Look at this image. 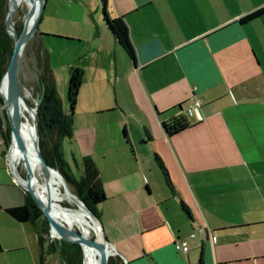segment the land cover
<instances>
[{
	"label": "crops",
	"instance_id": "obj_1",
	"mask_svg": "<svg viewBox=\"0 0 264 264\" xmlns=\"http://www.w3.org/2000/svg\"><path fill=\"white\" fill-rule=\"evenodd\" d=\"M90 1L99 13V1ZM66 4L47 0L42 23L49 22L45 33L76 41L73 30L53 28L56 9ZM106 5L112 20L125 21L136 49L158 39L165 50L135 66L101 17L88 64L76 66L84 76L72 135L88 129L94 140L88 157L107 196L98 206L107 239L127 264H264V16L240 22L264 0ZM66 83H56L65 111ZM193 98L202 102L204 121L168 135L164 124ZM3 123L0 111V139ZM5 151L0 147V264H49L55 255L47 244L42 251L37 224L7 212L29 198ZM180 239L189 242L188 254Z\"/></svg>",
	"mask_w": 264,
	"mask_h": 264
},
{
	"label": "trees",
	"instance_id": "obj_2",
	"mask_svg": "<svg viewBox=\"0 0 264 264\" xmlns=\"http://www.w3.org/2000/svg\"><path fill=\"white\" fill-rule=\"evenodd\" d=\"M101 4L103 8V22L110 30L114 39L123 48L129 60L135 66H137V49L132 42L127 24L122 18L112 20L109 17V14L106 10L107 0H101ZM8 6L9 0H0V83L2 81L3 76L7 72L12 51L14 48V39L8 33L6 27ZM263 16L264 7L242 18L240 22L242 24L250 23L255 20H258ZM14 22L17 33L21 35L24 30V22H20L16 19ZM43 37L44 35H39L38 33V35L35 37L37 39V44L36 48L34 49L37 74L39 79L38 90L40 94L42 93V84L45 83L46 85V97L42 105L38 108L40 149L47 164L53 168H58L67 176L69 185L73 188L75 195L79 197V199H84L85 201H87L89 206L95 211L96 215L100 218L98 206L107 201V196L103 188L99 169L91 158H84L81 167V176L79 181H77L70 175V171L64 162L62 153L63 140L67 137H72L73 114L78 104L80 90L83 85L84 71L82 68L79 67L70 68V79L67 97L68 112H66L63 109V105L56 91V80L50 65V60L46 55ZM34 40L27 45L23 56L26 57L28 55L31 47L34 48ZM1 105L2 98L0 97V108ZM3 119L4 123L2 124V134L4 139L6 140L7 145H10L11 129L6 119L4 117ZM189 127H191V125L183 115L173 120L170 124H164L166 132L168 133V135L171 136L188 129ZM6 154L7 152L5 151L4 155ZM156 160L160 164L164 172L168 185L173 188L168 172L163 166V163L158 157ZM62 192L63 190L60 187L58 193L61 194ZM27 196L29 198V202L26 206L9 209L7 212L14 219L21 223L30 222L37 224L39 232V241L41 249L43 251L44 245L47 243L46 236L49 235L50 227L44 216V213L38 208V206L36 205L34 200L29 196L28 193ZM64 203L65 202H62L61 204L64 207H68L65 206ZM184 207L185 206H183V208ZM65 240L68 245H66L65 248L64 259L69 264H83V260L80 255V250L82 251V248L79 243L72 238H68ZM56 243H58L57 240ZM69 245H72L79 250L76 257H73V254L70 253L71 247ZM47 246V253L49 255H56L55 253H57V250L55 251L53 249L54 245L51 244ZM109 264H125V262L119 256H116L110 258Z\"/></svg>",
	"mask_w": 264,
	"mask_h": 264
},
{
	"label": "rangeland",
	"instance_id": "obj_3",
	"mask_svg": "<svg viewBox=\"0 0 264 264\" xmlns=\"http://www.w3.org/2000/svg\"><path fill=\"white\" fill-rule=\"evenodd\" d=\"M55 1L57 0H52V2ZM64 1L67 4L59 9H56L55 11L57 17L53 21L54 23L53 28H57V29L63 28L66 30H73L74 31L73 33H75L77 36L75 37L76 41H73L72 38L70 37H64L65 39H61L58 37V35L45 33V30L49 22L47 24L41 23L40 30L38 33L39 35L40 34L45 35L44 40H46V42L49 45L48 47L46 46L45 48L46 55L50 60V65L53 70L54 76L56 78L55 79L56 83L58 82V80L60 81V83L63 82V80L64 83L65 80L67 82L66 83L67 87L66 89H64L65 90L64 100L66 102L65 108L66 111L68 112L67 97H68V86L70 79V68L76 66H81L83 68V66L88 64L87 51L89 50L91 30L93 31L96 29V23L98 22V19H101V17H103V12H102L103 8L100 0H98L101 5V11L99 13H96L94 7H92L91 9L89 8L90 5L88 4L91 3L90 0H86L87 6L85 5L84 8H76L72 6L71 3L68 2V0H64ZM28 12L29 11L27 5L22 3V5L15 11L13 20L15 21L16 19L20 22L25 23ZM35 37L31 40L33 41L35 39L33 45L34 48L31 47L28 55L26 57L23 56L22 58L20 74H19V80L23 90L24 97L27 100V102L34 107L36 106L37 103L36 97L40 95V92L38 90L39 79H38L35 54H34V49L36 48V44H37V39ZM7 89H8V83H7ZM0 97L2 98V105L0 111L3 117L8 122L7 113L4 108V100L1 94ZM87 117H88L87 115L84 116V120L88 123ZM75 134H76L75 136L72 135V137L66 138L65 145L62 148V153H63L64 162L67 168L70 170V175L72 173L75 177V180L79 181L81 176V167L83 160L84 158H87L95 150V147L93 143L94 140L93 138H90L88 129H85V132L84 131L81 132L80 130V132ZM16 168L17 171L20 174H22L23 164L21 162V154L18 158V165L16 166ZM36 174L40 183L44 184L49 190L50 192L49 199L53 204L62 205L61 203L65 202L64 205L68 206L67 208H77V206L74 203H71L70 201L64 199L61 195L62 193L61 194L58 193L61 187L58 180L50 176L46 184L43 177V172L39 166L37 167ZM70 189L72 193L75 195L73 188L70 187ZM81 201H83L86 204V206L95 213V211L89 206L87 201H85L84 199ZM61 230L65 231V227L63 225H61ZM78 231L79 230L76 229L77 233H79ZM46 240H47L46 243L47 245H51V244L54 245L53 249L55 251L56 250L58 251V243H56V239L52 237L50 232L49 235L46 236ZM89 240L93 243L96 241L95 233L91 234ZM69 246L71 247L70 253L73 254V257H76L79 250L72 245ZM80 255L83 260V254L81 250H80ZM116 256L117 255H114L112 257H116ZM48 263L51 264L49 258H48ZM63 264H69V263L64 259Z\"/></svg>",
	"mask_w": 264,
	"mask_h": 264
},
{
	"label": "water",
	"instance_id": "obj_4",
	"mask_svg": "<svg viewBox=\"0 0 264 264\" xmlns=\"http://www.w3.org/2000/svg\"><path fill=\"white\" fill-rule=\"evenodd\" d=\"M21 3L27 5L28 7V15L26 17L24 23V30L21 35H19L15 29V22L13 20V16L10 13V9L8 6V15L6 20V27L8 33L14 39V48L12 51L10 63L7 69L6 74L3 76L2 81L0 83V89L3 84V81L8 79V93L7 96L4 97L1 93L4 100V108L7 113L9 126L11 129V149L16 147L21 154V162L23 164V172L20 174L17 169L16 171L13 169L11 163V170L16 179V183L23 187V189L29 194V196L34 200L38 208L44 213V216L49 224L50 233L53 238H55L58 242V251L57 254L52 258L51 264H63L64 261V252L66 245L68 243L65 240L63 231L57 225L54 217L53 204L49 199L48 203L44 202L37 191L33 188L31 182V173L35 165L39 166L43 172L44 180L47 184L50 176L52 174H58L63 178V190L66 195H72L71 201L79 208H82L88 215L92 217V219L99 226L101 234L103 236V248L108 246L112 247L115 251V255L120 256L122 260L125 258L121 256L115 248L111 245L109 240L106 237L105 230L103 224L101 223L100 218L91 211L86 204L79 199L76 195H74L70 189L69 181L67 176L58 168H53L47 164L45 158L42 155L40 149V129H39V121H38V108L42 105L45 97H46V85L42 84V93L36 97L37 103L36 106H32L27 104L26 107L32 112L33 117V133H32V141H33V152H31L24 143L22 137V128L24 124L23 119V90L19 80L20 67L22 58L25 52L27 45L30 41L38 34L40 30V26L43 19V14L45 11V6L47 0H20ZM10 2V0H9ZM33 13L36 16V19L32 26H28V20ZM165 50L158 39H153L148 43H145L137 48L138 60L141 64H146L158 57L164 55ZM110 257L105 255L103 258V264H109Z\"/></svg>",
	"mask_w": 264,
	"mask_h": 264
},
{
	"label": "bare ground",
	"instance_id": "obj_5",
	"mask_svg": "<svg viewBox=\"0 0 264 264\" xmlns=\"http://www.w3.org/2000/svg\"><path fill=\"white\" fill-rule=\"evenodd\" d=\"M22 5L20 0H10L9 2V9L10 13L14 17L15 11ZM36 19V16L31 13V16L28 20V26H32ZM8 79L6 78L3 81L1 86V93L4 97L7 96L8 89H7ZM23 119L24 124L22 128V137L24 139L25 145L27 148L33 152V141H32V133H33V117L32 112L27 109L26 105L29 104L25 97L23 98ZM20 156V153L16 147H13L10 157V162L13 169L16 171L17 160ZM37 165L32 170L31 173V182L33 188L41 199L48 203L50 192L47 187L40 183L37 178ZM58 182L63 190V178L58 174H52ZM62 197L71 203L72 195H66L64 190L62 192ZM53 204V203H52ZM54 210V217L57 225L61 229V225L65 227V231H63L65 239L72 238L79 243L82 248L83 252V264H103V258L105 255L109 256L110 258L115 255V251L112 247L108 246L103 248V236L99 229V226L96 222L92 219L90 215H88L82 208H67L63 207L62 205H55L53 204ZM76 229L79 230L77 233ZM95 233L96 241L93 243L89 239L91 234Z\"/></svg>",
	"mask_w": 264,
	"mask_h": 264
},
{
	"label": "built area",
	"instance_id": "obj_6",
	"mask_svg": "<svg viewBox=\"0 0 264 264\" xmlns=\"http://www.w3.org/2000/svg\"><path fill=\"white\" fill-rule=\"evenodd\" d=\"M183 116L187 119V121H191L192 123L203 122L205 118L202 114L201 100L199 98L191 99L188 102L186 108L183 110ZM189 124L191 125V123ZM0 147L5 148L7 152L6 155L8 157V160L10 161L12 149L10 145H7L6 140L4 138L0 139ZM177 244L178 247L183 251V253L188 254L190 249H189V242L187 241V239H180Z\"/></svg>",
	"mask_w": 264,
	"mask_h": 264
}]
</instances>
